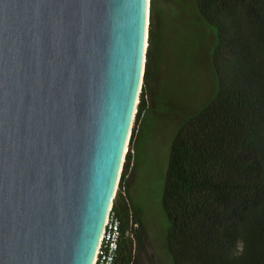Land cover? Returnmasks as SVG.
Returning <instances> with one entry per match:
<instances>
[{"label": "water", "instance_id": "obj_1", "mask_svg": "<svg viewBox=\"0 0 264 264\" xmlns=\"http://www.w3.org/2000/svg\"><path fill=\"white\" fill-rule=\"evenodd\" d=\"M151 0H0V264H94L143 86Z\"/></svg>", "mask_w": 264, "mask_h": 264}, {"label": "trees", "instance_id": "obj_2", "mask_svg": "<svg viewBox=\"0 0 264 264\" xmlns=\"http://www.w3.org/2000/svg\"><path fill=\"white\" fill-rule=\"evenodd\" d=\"M144 81L114 209L130 208L116 264H144L130 177L142 128L175 124L163 193L172 264H264V0H151ZM208 66V90L194 84ZM192 96H206L190 111ZM127 188L124 196L122 188ZM130 201V204L129 202Z\"/></svg>", "mask_w": 264, "mask_h": 264}, {"label": "rangeland", "instance_id": "obj_3", "mask_svg": "<svg viewBox=\"0 0 264 264\" xmlns=\"http://www.w3.org/2000/svg\"><path fill=\"white\" fill-rule=\"evenodd\" d=\"M200 72L203 75L192 83L199 84L203 91L201 94H204L210 84L207 76L208 66L205 63ZM192 97L190 111L200 105L206 96ZM168 110L170 108L157 104L149 112L142 128L137 162L130 177L132 197L143 209L145 220L141 231L143 242L138 250L144 264H172L166 249L169 221L165 216L162 200L175 124L167 125L157 119L158 113Z\"/></svg>", "mask_w": 264, "mask_h": 264}, {"label": "built area", "instance_id": "obj_4", "mask_svg": "<svg viewBox=\"0 0 264 264\" xmlns=\"http://www.w3.org/2000/svg\"><path fill=\"white\" fill-rule=\"evenodd\" d=\"M141 92H142V86L140 89V95H141ZM139 103H140V99H139ZM137 112H138V107L135 112L134 123H135ZM131 135H132V132H131ZM131 135H130V138H131ZM129 144H130V139H129L128 149L126 151V154L129 150ZM121 174H122V171H121ZM120 180H121V176L119 179V184H120ZM119 184L117 187V191L119 189ZM122 192L124 196H127L128 192H127L126 187L122 188ZM128 202L130 204V201ZM140 227L141 225L138 219L136 218L135 211L132 208H130L128 224H127L126 229L124 230L122 218L120 214L114 209V203H113L110 208L107 220H106L105 228L102 234L101 242H100L97 256L95 259V264H116V259L118 256L121 239L124 234H126L133 241L134 249L136 250L137 232L140 229Z\"/></svg>", "mask_w": 264, "mask_h": 264}, {"label": "crops", "instance_id": "obj_5", "mask_svg": "<svg viewBox=\"0 0 264 264\" xmlns=\"http://www.w3.org/2000/svg\"><path fill=\"white\" fill-rule=\"evenodd\" d=\"M137 158H138V154L136 155V161H137Z\"/></svg>", "mask_w": 264, "mask_h": 264}, {"label": "bare ground", "instance_id": "obj_6", "mask_svg": "<svg viewBox=\"0 0 264 264\" xmlns=\"http://www.w3.org/2000/svg\"><path fill=\"white\" fill-rule=\"evenodd\" d=\"M128 147L126 148V151H127ZM95 264V263H94Z\"/></svg>", "mask_w": 264, "mask_h": 264}]
</instances>
